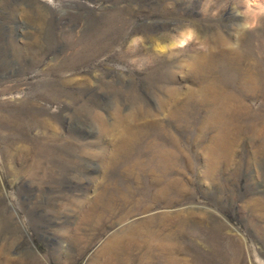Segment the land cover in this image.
<instances>
[{
  "label": "rangeland",
  "instance_id": "374dc122",
  "mask_svg": "<svg viewBox=\"0 0 264 264\" xmlns=\"http://www.w3.org/2000/svg\"><path fill=\"white\" fill-rule=\"evenodd\" d=\"M108 261L264 264V0H0V264Z\"/></svg>",
  "mask_w": 264,
  "mask_h": 264
},
{
  "label": "bare ground",
  "instance_id": "6f19581e",
  "mask_svg": "<svg viewBox=\"0 0 264 264\" xmlns=\"http://www.w3.org/2000/svg\"><path fill=\"white\" fill-rule=\"evenodd\" d=\"M201 62H202V61H201ZM209 89H210V88H209ZM206 93H207V91H206ZM211 96H212V95H211ZM211 96H210V97L208 96V97H209V98H212ZM204 98H205V97H204ZM209 98H208V99H209ZM216 98H217V97H216ZM190 99H191V98H190ZM202 99H203V98H202ZM206 99H207V98H206ZM222 99H223V98H222ZM216 100H217V99H216ZM223 100H224V99H223ZM225 100H226V99H225ZM225 100H224V101H225ZM219 101H220V100H219ZM210 102H211V101H210ZM215 102H216V101H215ZM186 103H187V102H186ZM213 103H214V102H213ZM218 103H220V102H218ZM225 103H227V102H225ZM215 106H216V105H215ZM217 106H218V105H217ZM223 106H224V105H223ZM227 108H228V107H227ZM213 109H214V108H213ZM224 109H225V108H224ZM215 110H216V109H215ZM225 110H226V109H225ZM211 111H212V110H211ZM228 113H230V112H228ZM119 237H120V236H119ZM116 238H117V237H116ZM124 239H125V238H124ZM116 240H117V239H116ZM118 240L121 241L119 238H118ZM126 240H127V239H126ZM113 241H114V239H113ZM117 242H118V241H116L115 244H116ZM110 243H112V242L110 241ZM125 244H126V242H125ZM107 245H108V243H107ZM113 245H114V244H113ZM155 245H156V244H155ZM105 246H106V245H105ZM105 246L103 245V247H105ZM111 246H112V245H111ZM117 246H118V244H117ZM117 246H116V247H117ZM114 247H115V246H114ZM106 248H108V247L106 246L104 249H106ZM149 248H150V247H149ZM112 249H113V248H112ZM113 250H114V249H113ZM119 250H120V249H119ZM149 250H151V248H150ZM104 251H105V250H104ZM114 251H115V250H114ZM120 251H121V250H120ZM106 252H108V250H106ZM111 252H112V251H111ZM120 253H121V252H120ZM110 254H111V253H110ZM122 254H123V253H122ZM108 255H109V253H108ZM106 256H107V255H106ZM115 256H116V255H115ZM119 256H120V255H119ZM108 257H111V256H108ZM124 257H125V256H124ZM124 257H123V258H124ZM106 258H107V257H106ZM112 258H113V256H112ZM110 259H111V258H110ZM103 261H104V260H103ZM110 261H111V260H110ZM110 261H108L109 264H111ZM113 262H114V261H113ZM116 262H117V261H116ZM114 264H116V263H114Z\"/></svg>",
  "mask_w": 264,
  "mask_h": 264
}]
</instances>
